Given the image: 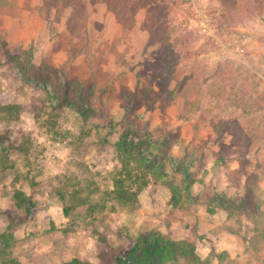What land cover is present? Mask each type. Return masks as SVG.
Here are the masks:
<instances>
[{
	"label": "rangeland",
	"instance_id": "obj_1",
	"mask_svg": "<svg viewBox=\"0 0 264 264\" xmlns=\"http://www.w3.org/2000/svg\"><path fill=\"white\" fill-rule=\"evenodd\" d=\"M69 1L0 0V264H118L152 232L264 264V0ZM127 129L157 156L135 206Z\"/></svg>",
	"mask_w": 264,
	"mask_h": 264
},
{
	"label": "trees",
	"instance_id": "obj_2",
	"mask_svg": "<svg viewBox=\"0 0 264 264\" xmlns=\"http://www.w3.org/2000/svg\"><path fill=\"white\" fill-rule=\"evenodd\" d=\"M65 2L70 3L69 0H65ZM18 66L22 68L20 61H18ZM14 108H20V106L3 105V109L7 111ZM147 144L148 141L144 137L139 136L136 131L130 129L125 130L116 142L115 147L119 166L114 174L113 189L110 194L123 205L135 206L140 193L149 184L152 174L157 172L155 166L157 156L147 157L144 151ZM172 190V199L176 203L180 200L181 191L176 187H172ZM15 198L19 207L25 210L27 216H31L36 212V203L30 196L19 191ZM62 199L66 216H71L73 209L76 207L85 206V210L89 213L94 212L96 209L94 205L88 203V199L85 197L75 196L74 202L70 204L67 203L65 197ZM2 238L8 241L12 236L3 235ZM196 248V244L192 240H174L159 232L143 233L136 238L133 247L125 255L118 258V264H177L180 257L184 258L188 264H210V259L199 257ZM67 264L89 263L74 258Z\"/></svg>",
	"mask_w": 264,
	"mask_h": 264
}]
</instances>
